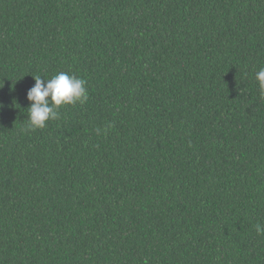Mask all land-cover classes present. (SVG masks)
Returning a JSON list of instances; mask_svg holds the SVG:
<instances>
[{"label": "trees", "instance_id": "obj_1", "mask_svg": "<svg viewBox=\"0 0 264 264\" xmlns=\"http://www.w3.org/2000/svg\"><path fill=\"white\" fill-rule=\"evenodd\" d=\"M261 68L264 0H0V264H264Z\"/></svg>", "mask_w": 264, "mask_h": 264}, {"label": "clouds", "instance_id": "obj_2", "mask_svg": "<svg viewBox=\"0 0 264 264\" xmlns=\"http://www.w3.org/2000/svg\"><path fill=\"white\" fill-rule=\"evenodd\" d=\"M35 83L26 94L29 102L27 108L26 130L43 129L47 122L60 118V109L63 106L83 105L88 100L86 81L67 72H59L50 79L32 76ZM260 96L264 98V68L256 74ZM3 105H0L2 108ZM99 131V130H98ZM256 233L264 235V225L256 224Z\"/></svg>", "mask_w": 264, "mask_h": 264}]
</instances>
